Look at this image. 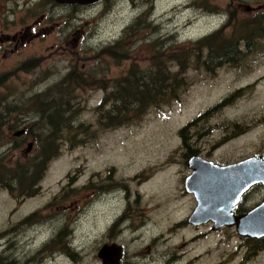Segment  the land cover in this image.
<instances>
[{"label":"rangeland","instance_id":"374dc122","mask_svg":"<svg viewBox=\"0 0 264 264\" xmlns=\"http://www.w3.org/2000/svg\"><path fill=\"white\" fill-rule=\"evenodd\" d=\"M41 1H6L7 8L11 7L8 2L17 3V30L15 26L0 30V110L2 104L26 105L29 97L52 91L47 95L49 100L55 86L74 77V69L92 73L93 86L73 94L79 102L78 123L92 129L93 136L74 148L63 142L60 155L50 162L39 183L38 195L19 201L0 188V264L3 259L13 264H100L98 249L107 241L101 234L120 208L116 189L125 186L132 193L142 191L140 200L145 214L157 220L155 225L149 224V234L144 236L143 231V241L132 244L131 234L119 239L128 254L147 247L153 240V230L157 234L168 232L174 221L191 212V200L183 196L184 180L190 172L183 158L180 130L243 88L227 109L198 127V137L193 142L205 151L206 157L210 154V159L222 164L264 153V51L243 58L238 65L214 66L216 74H208L194 55L180 57L188 64L181 69L171 66L173 75L180 71L184 74L179 101L151 109L135 124L102 130L96 112L106 91H111L116 82L135 69H149L155 55L150 43L174 37L177 45L170 52L183 51L187 44L214 35L226 26L224 36L228 37L243 22L259 20L257 23L263 24L264 0H148V6L145 0H134L136 5L120 0L115 9L117 17L113 11L106 13L111 4L105 10L101 6L74 10L70 6L50 7ZM247 7L254 12L247 11ZM257 9L261 11L256 12ZM143 13L149 15L148 23L154 28L133 34L132 38L140 35L141 42L130 41V37L125 44L131 46V53L117 65L116 59L105 51L120 42L123 29ZM41 17L46 18L44 22H39ZM16 35L17 44L13 41ZM106 40L117 42L102 44ZM206 57L204 54L201 58ZM14 117L17 116L11 118ZM33 122L32 115L20 117L17 125L5 129V139L15 146L16 134L26 131ZM234 124L242 129L232 128ZM243 130L248 133L241 140L221 143L230 131ZM31 143L34 147L28 153ZM8 149H2L0 154L10 152L11 147ZM13 149L7 155L10 162L25 161L37 151L31 139L20 150ZM99 189L102 194L97 193ZM34 214H38V221L23 224ZM68 221L70 232L73 230L69 243L76 263L65 254L53 252H66L65 248L39 255L41 247ZM175 244L179 245L180 240Z\"/></svg>","mask_w":264,"mask_h":264},{"label":"flooded vegetation","instance_id":"af4514ba","mask_svg":"<svg viewBox=\"0 0 264 264\" xmlns=\"http://www.w3.org/2000/svg\"><path fill=\"white\" fill-rule=\"evenodd\" d=\"M6 1L8 0H0V30H4L5 27L9 28L10 26H15L17 30V3L8 2L11 4V7L7 8ZM118 1L120 2V0H95L87 6L79 4L60 5L55 0H43L41 2L49 3L50 7L70 6L74 10H85L94 8L95 6H101L102 10H105L111 4L112 6L106 13L109 15L113 11V16L117 17L115 9L118 6L116 5ZM126 1H129L131 5L137 4L134 0H122V3ZM144 2L146 6L149 5L148 0ZM28 3L26 2V4ZM150 3L151 5L153 4L152 1ZM249 8L251 7H247V11L254 12V9L248 10ZM255 11L260 12L261 9ZM103 16H106V14L104 13ZM142 16H146L148 22L149 15L144 13L140 14L131 26L123 29L120 42L125 40L128 43L129 38L134 33L146 31L144 26L140 25L139 27ZM41 18L39 22H44L46 19L44 17ZM36 25L37 22H35V27ZM27 31L30 32V28ZM49 31H52V28ZM77 39L81 41V36H78ZM13 41L17 44V35ZM130 41H135V43L141 42V37L140 35L134 38L131 37ZM101 42L102 44L113 45L117 41L106 40ZM243 58L246 59L248 57L238 59ZM209 59L210 57H206L204 60L203 58L196 57L197 62L200 61L201 64ZM220 61L226 63L225 58H221L218 62ZM224 66L226 65L224 64L218 67ZM203 67L208 74H216V70L213 73L204 65ZM179 73L182 72L180 71ZM179 79L181 80L182 77L179 76ZM243 90L230 94L223 102L220 101L217 106L192 120L179 132V137L182 141L181 149L184 150L183 158L190 172V175L184 180L183 190V196L191 200L190 214L188 216L186 215L182 220L174 221L166 233L157 234V231L153 230L154 237L151 243L147 247L136 250L129 255L128 251L119 243V239L126 234H131L132 244H135L134 241L138 243L140 239L143 241V237L149 234L147 232L149 224L155 225L157 220L155 217L148 218L145 214V206L140 200L142 196L141 190H133L134 193H132L128 186L116 189L118 191L117 196L120 201V208L117 210L116 216L107 224L105 231L101 234L107 241L103 246H99L98 249L100 264H103L100 254L106 247H118L122 249L119 264H264V170L261 168V159H264V153L261 151L259 154L251 157L222 164L219 161L210 159V154L206 157L204 155L205 151L197 147V142H193V139L198 137V127H203L205 123H209L210 119L218 116L223 110L227 109L235 98H239ZM234 125L232 128L242 129L239 127V124ZM204 132L209 134V131ZM246 133L248 132L245 130L239 133L230 131L228 133L230 135L224 136L221 143L226 145L236 142L244 138ZM183 134L186 137H183ZM199 137L201 138V135ZM194 160H200L199 163L195 162L196 170L189 166ZM250 162V167H243L240 170L238 185L225 186L217 183V186L216 183H210V185L209 183L204 185L202 183H193L190 188L187 187L186 180L199 171L207 170L206 166L208 165L206 164L208 163L217 167L227 168ZM202 176H205V173ZM206 176H209L208 179H211L209 172H207ZM102 192V189L97 190L99 194H102ZM159 206H162V204ZM193 218H195V223H199V225L192 222ZM218 223L224 224L218 227ZM69 224V221L63 224L61 226L62 230L56 232V235L46 243L48 244V252L51 250L50 248L54 244L55 239L58 240L60 237L62 239L61 233L67 232L69 234ZM206 228L208 231H200ZM143 231L144 236L141 235ZM184 232L185 236L183 235ZM70 234H73V230ZM176 240H180L179 245L175 244ZM54 253L65 254L68 258L72 259V262L76 263V258L72 254L62 252L61 250H57Z\"/></svg>","mask_w":264,"mask_h":264},{"label":"trees","instance_id":"16d2710c","mask_svg":"<svg viewBox=\"0 0 264 264\" xmlns=\"http://www.w3.org/2000/svg\"><path fill=\"white\" fill-rule=\"evenodd\" d=\"M146 18V16H142L139 27L141 25L145 29H153L154 26L149 24ZM258 21L241 23L228 37L224 36L226 26L214 35L187 44L183 51L180 49L170 52L175 48L173 45H177L174 37L164 41L158 39L155 41L156 43L154 42L156 45L150 43L154 47L155 55L149 69L131 71L127 77L116 82L111 91H106L102 104L96 109L101 129L114 130L135 124L141 121L151 109L159 108L172 101L178 102L184 75L179 72L177 75H173L171 66L174 64L182 68L183 65L188 64V62H183L180 57L190 54L201 58L205 54L210 59L202 65L213 72L214 66L238 65L242 60L238 58L264 51L262 43L264 41V23H257ZM150 40L148 42H151ZM125 43H127L125 40L118 42L105 51L109 57L116 59L117 65L120 64V61L128 59L131 53V46H127ZM221 58H225L226 63L218 62ZM198 62L200 63V61ZM74 71L76 72H73V78L69 76L61 85L54 87V95L51 94L49 100L47 95L52 91L29 97V102L26 105L2 104L0 110V151L8 147L9 149L11 147L10 152L14 150L13 147L20 150L22 145L30 139L36 143L37 151L25 161L10 162V158L7 157L10 152L0 154V188L17 197L19 201L40 193L39 183L50 162L60 155L64 141L74 148L80 144L83 145L90 136H93L92 129L78 123L80 109L77 108V105L79 102L73 93L78 89L93 86L94 83L91 81H94L95 75L83 71L77 72V69ZM179 76L182 77L181 80ZM13 115L17 117L11 118ZM24 115H32L34 122L23 135L15 136L17 144L14 146L5 139V129L8 126L17 125L20 117ZM82 136H86V139L82 140ZM182 136L186 137L185 134ZM55 202L56 199L53 204ZM37 218H39L38 214H34L28 217L23 224H33L38 221ZM69 235L70 231L69 234L61 233L62 239L60 237L58 240H54V243L58 242L61 245L58 247L53 245L50 249L65 248L66 252L69 250L74 256L75 253L69 243ZM41 254H48V244L40 249L39 255ZM2 264L13 263H8L3 259Z\"/></svg>","mask_w":264,"mask_h":264},{"label":"water","instance_id":"95a60500","mask_svg":"<svg viewBox=\"0 0 264 264\" xmlns=\"http://www.w3.org/2000/svg\"><path fill=\"white\" fill-rule=\"evenodd\" d=\"M58 4L60 5H82V6H87L90 5L91 3H93L95 0H55ZM248 10H252L251 8H249ZM25 133V131L19 132L16 134V136H21ZM34 145L33 143L29 144L26 152L30 153L31 150L33 149ZM200 160H194L190 163V168H194L196 170V163H199ZM260 162V161H259ZM203 163V162H202ZM208 166H206L207 170H202L199 171L197 173H195L193 176L189 177L186 180V184L187 187L190 188L191 184L193 183H202V185L206 184V183H217L221 184V185H238V177L240 174V170L243 167H250L251 162L250 163H246V164H239V165H235V166H231V167H227V168H221V167H217L211 163L206 164ZM261 168L264 170V159H261ZM207 172L210 173L211 175V179H208V177L206 176ZM205 173V176H202ZM209 175V174H208ZM207 178V180H206ZM214 185V184H212ZM215 185V186H216ZM214 186V187H215ZM218 186V185H217ZM232 186V187H233ZM219 188V187H217ZM226 188V187H225ZM224 189V188H223ZM233 189V188H232ZM236 189V188H235ZM229 191V190H228ZM232 191V190H231ZM211 202V201H210ZM215 204V203H214ZM195 218L192 219V222L195 223L194 221ZM196 225H199V223H195ZM224 223H218L217 226L221 227L223 226ZM121 248L118 247H106L102 250L101 254H100V258L103 261V264H119L120 259H121Z\"/></svg>","mask_w":264,"mask_h":264},{"label":"bare ground","instance_id":"6f19581e","mask_svg":"<svg viewBox=\"0 0 264 264\" xmlns=\"http://www.w3.org/2000/svg\"><path fill=\"white\" fill-rule=\"evenodd\" d=\"M1 141V140H0ZM69 246V245H68ZM70 247V246H69Z\"/></svg>","mask_w":264,"mask_h":264}]
</instances>
